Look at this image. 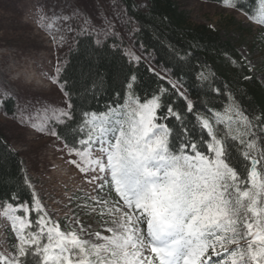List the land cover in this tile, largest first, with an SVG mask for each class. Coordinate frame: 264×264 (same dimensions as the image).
Wrapping results in <instances>:
<instances>
[{
  "label": "snow or ice",
  "instance_id": "6c2138e0",
  "mask_svg": "<svg viewBox=\"0 0 264 264\" xmlns=\"http://www.w3.org/2000/svg\"><path fill=\"white\" fill-rule=\"evenodd\" d=\"M221 2L244 11L235 0ZM244 14L264 25V11ZM44 26L52 30L49 24ZM128 55L132 61H140V57ZM62 71L58 65L50 79L70 97ZM199 78L206 79L203 73ZM159 79L187 102V112L194 114L208 137L202 141L205 150L195 142L170 146V129L157 122L161 98L168 92L164 87L143 103L130 98L126 107L84 113L83 127L77 130L78 147L65 144V148L80 158L77 166L81 171L95 173L90 183L101 181L100 189L108 184L114 190L119 199L113 211L127 210L111 221L115 227L105 230L109 235L97 232L95 238L101 242H92L76 231H62L39 201L35 208H26L23 202L15 203L18 196H12L9 202L0 203V216L11 222L18 243L14 255L0 253V264H264V150L257 148L256 126L238 105L230 103L223 112L209 110L215 124L226 129L224 137L217 138L212 120L196 115L192 101L181 91L182 79ZM11 98L0 90V101ZM72 109L70 98L66 108H45L50 117L33 127L59 138L54 128L47 127L48 121H71ZM18 110L24 122V109ZM167 113L182 120L171 106ZM233 150L246 162L244 178L230 163ZM32 211L40 214L35 221L28 218ZM73 223L80 227L78 221Z\"/></svg>",
  "mask_w": 264,
  "mask_h": 264
},
{
  "label": "trees",
  "instance_id": "16d2710c",
  "mask_svg": "<svg viewBox=\"0 0 264 264\" xmlns=\"http://www.w3.org/2000/svg\"><path fill=\"white\" fill-rule=\"evenodd\" d=\"M121 1L135 23L133 44L149 53L154 65L166 70L172 79H182V88L192 101L195 114L212 120L217 138H223L226 129L223 124H215L209 110L223 112L230 103H235L256 126L257 148L264 150V87L237 49L223 40L211 26L191 23L174 0H144V9H140L135 0ZM200 1L224 6L221 0ZM235 2L244 9L240 12L246 11L249 15L264 11V0ZM123 45V41L113 36L106 37L99 44L88 33L75 36L66 53L61 74L70 94L67 100L70 98L73 105V119L52 123L58 139L64 146L78 147L76 140L80 134L77 130L83 127L84 113L101 114L109 108L124 106L128 97L143 103L164 87L168 92L161 98L157 122L170 129V146L195 142L200 150H205L206 145L202 141L208 137L197 125L194 114L187 112V102L144 62L132 61L124 52ZM201 73L206 79L199 78ZM129 83L132 84L131 89L128 88ZM1 105L5 115L14 114L12 99L6 103L2 101ZM169 106L181 115L182 120L168 115ZM230 163L242 178L246 177V162L239 151L233 150ZM12 196L19 197L15 203L23 202L26 208L29 205L35 208L33 191L26 181L19 154L0 130V203L9 202ZM39 215L32 211L28 218L35 221Z\"/></svg>",
  "mask_w": 264,
  "mask_h": 264
},
{
  "label": "rangeland",
  "instance_id": "374dc122",
  "mask_svg": "<svg viewBox=\"0 0 264 264\" xmlns=\"http://www.w3.org/2000/svg\"><path fill=\"white\" fill-rule=\"evenodd\" d=\"M174 1L191 23L209 25L218 31L223 40L231 43L264 87V25L252 22L242 12L216 3L200 0ZM135 2L140 9L146 6L144 0ZM55 18L59 19L53 22ZM45 24H49L52 30L49 31ZM134 30L135 23L121 0H0V52L9 56L5 58L7 63H13L11 57H14L11 53L17 56L18 60L29 61L32 56L41 55H48L52 60L49 78L45 81L49 89L45 92L31 91L33 95L30 97L21 94L24 84L16 82L19 72L24 73L22 68L18 69L19 72H0V90L11 94L14 102V114L7 116L0 101V130L19 154L25 178L33 190L34 205L36 206L35 201H39L47 216L58 223L62 231H76L82 239L92 242H101L95 238L97 232L109 235L105 230L115 227L111 221L122 216L123 211L127 209L122 208L120 212H114L113 208L119 197L110 185L106 184L100 189L101 181L90 183L95 173L81 171L77 166L80 163L79 157L70 154L62 142L47 131H37L33 124L39 126L50 117V112L43 111L45 108L67 107V97L50 78L56 74L57 66L62 67L64 64L66 53L77 34L88 33L99 42L113 36L123 41L124 52L130 59L129 53L138 56L152 72L175 81L166 70L154 65L149 53L143 52L133 44ZM181 91L185 92L182 87ZM130 103L128 97L124 106ZM18 109H24V122H21ZM54 122L49 120L47 127L52 129ZM48 148L52 149L53 160L61 161L60 172L75 180L74 184L68 181L69 186L58 191L57 196L46 193L48 175L54 170L48 155H44ZM252 154L254 155V152ZM98 200H107L108 203L99 204ZM2 211L0 208V212ZM74 220L79 222L80 227L73 223ZM3 237L0 253L14 255L18 241L11 229V222L3 232ZM209 251L211 252V249Z\"/></svg>",
  "mask_w": 264,
  "mask_h": 264
},
{
  "label": "bare ground",
  "instance_id": "6f19581e",
  "mask_svg": "<svg viewBox=\"0 0 264 264\" xmlns=\"http://www.w3.org/2000/svg\"><path fill=\"white\" fill-rule=\"evenodd\" d=\"M50 13H52V11ZM58 19L59 18H55L53 22H56ZM11 55L14 57H11V60L13 59V63L8 64L5 58L9 56L4 52H0V72L3 74H7L6 71H18V69L22 68L21 70L24 73L20 74V72L18 71L19 76L16 80V82L24 84L21 94H24L25 97H30L33 95L31 91L45 92L49 89V87H47V85L45 84V81H47V79L49 78V69L52 68V60L48 55H41L36 57L32 56L29 61L27 60L28 62L24 59L18 60V57L12 53ZM4 64L8 67H6ZM3 67L4 69H2ZM44 155H48L50 162L54 168V170L51 171L48 175V186H46L48 189L46 190V193L57 196L58 191H61L63 188L69 186L68 181L74 184L75 180L69 179L68 176L60 172L62 165L61 161L53 160V153L51 148L46 149ZM9 225L10 221L5 217L0 216V247H3V232L8 229Z\"/></svg>",
  "mask_w": 264,
  "mask_h": 264
}]
</instances>
